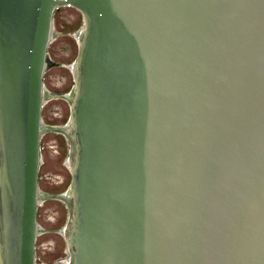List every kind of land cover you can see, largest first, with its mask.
Returning <instances> with one entry per match:
<instances>
[{
    "label": "water",
    "instance_id": "obj_1",
    "mask_svg": "<svg viewBox=\"0 0 264 264\" xmlns=\"http://www.w3.org/2000/svg\"><path fill=\"white\" fill-rule=\"evenodd\" d=\"M65 5L69 206L38 187L42 133L65 134L41 118ZM49 198L72 264H264V0H0V264H35Z\"/></svg>",
    "mask_w": 264,
    "mask_h": 264
},
{
    "label": "rangeland",
    "instance_id": "obj_2",
    "mask_svg": "<svg viewBox=\"0 0 264 264\" xmlns=\"http://www.w3.org/2000/svg\"><path fill=\"white\" fill-rule=\"evenodd\" d=\"M83 27L81 13L72 6H61L53 14V30L47 54L50 65L43 74L48 92L68 93L73 86L72 65L77 54L78 33ZM55 63V64H54ZM46 101V102H45ZM43 102L41 118L44 125H65L70 109L66 99L50 97ZM69 142L60 132L45 130L40 138L38 187L47 193H64L70 184L71 173L66 159ZM68 209L61 200L42 199L37 207L39 227L35 240V264H65L67 246L60 229L68 221Z\"/></svg>",
    "mask_w": 264,
    "mask_h": 264
},
{
    "label": "bare ground",
    "instance_id": "obj_3",
    "mask_svg": "<svg viewBox=\"0 0 264 264\" xmlns=\"http://www.w3.org/2000/svg\"><path fill=\"white\" fill-rule=\"evenodd\" d=\"M81 30H82V28H81ZM81 30L78 32V33H75V35H76V37H77V39L79 38V36H80V34H81ZM54 35V30H53V34H52V36ZM72 71H73V69H74V63H73V65H72ZM45 89V88H44ZM46 90V89H45ZM47 91V90H46ZM72 94H73V92H72V89L68 92V93H65V94H63L62 95V97H60V98H62V99H66L67 101H68V99L69 100H71V98H72ZM46 99H48V98H45V100ZM44 100V101H45ZM46 102V101H45ZM56 128H59L61 131H63L65 134V136L68 138V139H70V135H71V131H70V129H69V126H68V124L67 123H65V125H56ZM69 142V141H68ZM74 155V150H73V147H70V144H69V152H68V156H67V159H66V162H67V164H68V166H70L71 164H72V162H73V159H72V157H74L73 156ZM61 196H63L64 198H66V199H70L68 202H67V204H68V206L71 204V193H70V191H69V188L64 192V193H61L60 194ZM40 201H41V199L39 200V203H40ZM65 204H66V202H65ZM69 212V211H68ZM68 216L70 217V214L68 213ZM67 224V223H66ZM66 224L64 225V227H62L61 229H60V232L63 234V236H65L66 234V231H65V229H66ZM67 252H68V258H67V261H65V264H72V260H71V258H70V249L67 247Z\"/></svg>",
    "mask_w": 264,
    "mask_h": 264
},
{
    "label": "flooded vegetation",
    "instance_id": "obj_4",
    "mask_svg": "<svg viewBox=\"0 0 264 264\" xmlns=\"http://www.w3.org/2000/svg\"><path fill=\"white\" fill-rule=\"evenodd\" d=\"M39 205V204H38Z\"/></svg>",
    "mask_w": 264,
    "mask_h": 264
}]
</instances>
